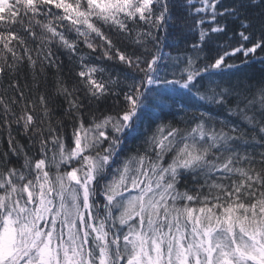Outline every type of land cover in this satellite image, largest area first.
<instances>
[{"label": "snow or ice", "instance_id": "snow-or-ice-1", "mask_svg": "<svg viewBox=\"0 0 264 264\" xmlns=\"http://www.w3.org/2000/svg\"><path fill=\"white\" fill-rule=\"evenodd\" d=\"M199 5L0 0V264H264V0Z\"/></svg>", "mask_w": 264, "mask_h": 264}, {"label": "trees", "instance_id": "trees-1", "mask_svg": "<svg viewBox=\"0 0 264 264\" xmlns=\"http://www.w3.org/2000/svg\"><path fill=\"white\" fill-rule=\"evenodd\" d=\"M227 2V0H226ZM194 3H196V6L199 7V0H194ZM231 35V33H229ZM161 36V49L162 53L167 58L169 54L172 56H176L177 52L174 50L173 47H169V45H172L174 43L172 38H166V33L162 30L160 32ZM198 36V33L194 30L192 33V39L195 40ZM219 44H223V41H219ZM85 51H87L85 49ZM57 55L59 57V60L63 61V65L61 68V75L64 76L65 79L71 80L74 77L70 74L68 71L70 68L74 67V60L70 59V56L66 50H58ZM238 63V61H237ZM55 75V69L49 70V80L51 81L52 77ZM239 75H246L247 77L251 78L253 81H258L262 77H264V63H261L259 59H254L252 63L242 68V72ZM113 101L110 99L106 102L104 107L111 106ZM67 107L66 102H64L62 97L57 98V102L55 104V108L57 110L56 112V118H61L63 109ZM166 111H171L170 109H166ZM171 117H169L170 119ZM176 119H180V114H177ZM65 124H66V131H70V122L65 118ZM13 135L16 136V139L20 141L22 144L27 143V138L23 135V133H17L15 128L13 129ZM138 144V142H129V148L134 147V145ZM7 150V144L6 142L0 143V151ZM12 163L19 166V161H17L14 157L11 158Z\"/></svg>", "mask_w": 264, "mask_h": 264}]
</instances>
